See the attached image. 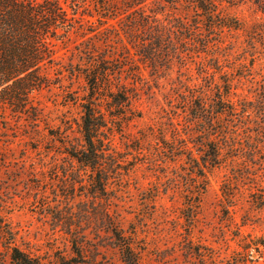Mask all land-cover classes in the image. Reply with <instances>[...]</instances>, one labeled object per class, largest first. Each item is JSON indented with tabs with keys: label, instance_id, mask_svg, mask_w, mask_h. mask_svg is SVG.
Here are the masks:
<instances>
[{
	"label": "rangeland",
	"instance_id": "374dc122",
	"mask_svg": "<svg viewBox=\"0 0 264 264\" xmlns=\"http://www.w3.org/2000/svg\"><path fill=\"white\" fill-rule=\"evenodd\" d=\"M61 3L84 21L53 40L51 83L33 94L38 120L0 109V264H16L11 246L41 264L75 257L57 205L87 241L76 264H125L101 228L102 204L140 264H264V13L251 0H221L238 24L212 30L187 0ZM176 17L202 30L178 32ZM145 21L165 27L154 63L139 54L153 35ZM105 54L121 69L111 82L133 99L129 110L104 90L94 96L107 118L125 117L109 132L126 162L99 200L87 175L72 172L66 145L82 141L91 91L82 72Z\"/></svg>",
	"mask_w": 264,
	"mask_h": 264
},
{
	"label": "trees",
	"instance_id": "16d2710c",
	"mask_svg": "<svg viewBox=\"0 0 264 264\" xmlns=\"http://www.w3.org/2000/svg\"><path fill=\"white\" fill-rule=\"evenodd\" d=\"M187 1L195 6L198 15L207 20L206 27L212 30L236 27L238 24L237 21L231 22L221 14L219 11L221 0ZM251 1L264 13V0ZM136 3L138 2L134 1V4ZM78 13V9H74L71 16L63 8L61 0H0V109H10L15 114H28L33 121L38 120L39 113L33 102V94L51 83L46 69L55 64L53 40L65 37L76 29L77 23L84 21L83 17H77ZM77 19H80V22ZM145 22L144 26H148L153 35L148 42L141 43L139 54L143 56L142 59L154 63L158 60L156 56L159 55V48L161 46L163 48L164 45L165 27L159 28L157 25H151L149 21ZM175 22L177 25H174ZM174 23H171V26L176 27L180 33L186 30H202L198 25L200 22L190 28L188 22L176 17ZM193 40L194 45L198 46V36ZM203 46L205 48L207 45ZM178 55L182 56V53L179 52ZM109 58L110 56L106 57V54L98 59L93 58L89 61L90 65L82 72L91 89L89 97L82 103V141H69L66 145V152L72 163H78L77 168L72 164V172L80 176L87 175L89 179V183L85 184L87 194L99 200L105 198L111 184L110 179L120 174L121 162H126L120 159V153L114 147L109 132L110 122L115 124L121 122L118 118L125 117L111 114V118H107L94 96L104 90L118 108H129L133 99L130 89L124 85L115 86L111 82V76L121 69H115L112 66L114 60ZM69 72L74 75L75 69H69ZM113 86L117 87L116 91ZM213 152L212 161L216 160L219 154L214 148ZM74 185L72 182L73 187ZM102 205V210L97 214L100 216V222L104 223L101 228L110 235L112 246L118 250L125 264H140V257L132 239L124 233L117 218L110 213L105 204ZM56 209L54 215L57 225L64 227L73 237L72 248L76 254L75 257L62 261L61 264L79 263L81 262L79 259L83 258V249L87 241L82 239L84 235L80 236L78 232H74L77 230L72 228L73 223L69 222V217L58 205ZM11 259L16 264H41L38 258L17 246H11Z\"/></svg>",
	"mask_w": 264,
	"mask_h": 264
}]
</instances>
